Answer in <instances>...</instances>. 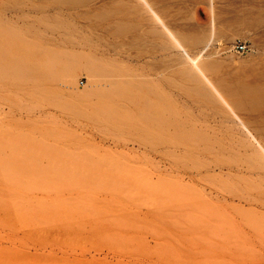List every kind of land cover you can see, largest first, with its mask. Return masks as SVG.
<instances>
[{"label":"rangeland","instance_id":"rangeland-1","mask_svg":"<svg viewBox=\"0 0 264 264\" xmlns=\"http://www.w3.org/2000/svg\"><path fill=\"white\" fill-rule=\"evenodd\" d=\"M9 1L0 0V24L24 31L31 23L39 29L36 16L41 13L21 5H43L46 0H17L20 6L4 9ZM79 1L93 7L103 0ZM253 2L238 0V6L250 7ZM151 3L186 51L193 57L201 55L197 66L207 69L229 109L219 103L214 109L189 91L192 84L182 75V52L161 33L151 34L159 29L146 12H141L134 30L130 23H115L118 16L99 17L94 34L84 31L76 41L77 50L130 69L151 93L156 118L149 134L165 138L175 133L188 141L190 155L178 170L158 169L151 145L137 151L129 145L141 139L139 131L108 129L103 136L92 118L58 105L55 98L49 103L38 95L30 105L33 116H39L32 128L6 116L0 103V195L6 187L11 191L7 202L0 203V264H264V108L254 107L250 95L253 89L264 90V25L223 19L215 23V36L205 47L211 39L208 0ZM256 4L264 9V0ZM214 8L222 16L226 10L224 5ZM103 9L106 12V6ZM23 37L0 38V47L12 50ZM238 41L251 47L248 55L231 50ZM36 44L44 47L42 41ZM41 47L37 59L45 62ZM69 71L74 78L64 83L63 90L83 94L89 88L88 75L76 65ZM160 115L177 120L182 130L162 124ZM18 129L27 138L18 136ZM41 136L56 149L39 142ZM164 155L177 161L179 152L170 149ZM45 165H51V173ZM215 166L223 171L207 170ZM19 169L24 176H12ZM63 169L70 170L69 177L59 172ZM184 173L193 179L182 180ZM39 207L44 209L34 216L33 209ZM66 217L71 221L63 224ZM34 245L44 250L36 253ZM58 248L78 258L48 255ZM87 250L104 254L81 256ZM110 250L126 258L117 262L105 256Z\"/></svg>","mask_w":264,"mask_h":264},{"label":"bare ground","instance_id":"bare-ground-1","mask_svg":"<svg viewBox=\"0 0 264 264\" xmlns=\"http://www.w3.org/2000/svg\"><path fill=\"white\" fill-rule=\"evenodd\" d=\"M195 1L198 2L199 0ZM255 1L257 2L258 0ZM18 2L17 0H11L3 8L14 10L17 6H20L17 4ZM151 2L152 0H103L100 5L86 7L82 5L84 2L79 0H46L43 5H21L30 12L41 13L36 16L39 29L31 23H27L24 31H19L15 26L0 24V38L9 36L15 41L19 36L24 35L21 42H18V47L12 48V50L0 47V103L3 107H6V116H11L23 126L35 128L38 123L35 118L39 116H37L38 114H36V117L33 116V106L30 107L33 104L32 101L38 100L37 95L43 101L49 103L51 102L50 98H55V102L58 105H68V109L74 110L76 113H84L87 117L92 118L99 125V133L103 136H105L108 129L126 128V130L139 131L141 139L131 141L129 144L132 146L131 148H136L135 151H137L151 145L157 155L154 158V162L158 169L171 170L175 168L178 170L180 162H183L190 155L186 151V148L189 147L188 141L179 139L175 133H171L165 138L149 134V129L156 118L154 117L153 104L150 102V90L145 89L143 82L135 79L130 69L117 67L112 61L105 60L103 56L97 57L84 54L82 50H77L75 46L76 41L82 38L84 31H87L89 36L94 34V28L97 27L96 22L99 17L106 15V13L110 16H118L114 21L115 23L122 21L132 24L130 30H134L135 24L140 20L141 12H146L153 24L159 29L157 32L151 31V34L158 35V33H161L172 43L173 49L182 52L185 59L182 62V65L185 66L182 75L192 84L189 91L202 102L209 103L214 109H216L217 103L223 106L222 108L226 107L229 109L230 106L226 96L216 87L207 69L197 66L196 63L200 60L201 55L193 57L186 51L185 45L174 33L165 20L166 18L156 10L154 3ZM256 2H253L254 4L250 7L245 6L240 9L238 0H208L212 14L209 24L211 39L205 47L210 45L212 38L215 36V23L218 24L223 19L230 23L240 21L264 25V9L260 11ZM215 5H224L226 10L223 16L218 12L215 14ZM247 5H249V1H247ZM105 6L106 12L103 9ZM81 8L82 10L79 11ZM50 11H52L51 14H49ZM200 38L197 37L195 41L199 42ZM36 41H42L44 47L37 45ZM135 42L136 38L134 37L131 43L134 44ZM40 47L42 55L46 58L45 62L37 59V52L40 51ZM73 65L84 70L89 77V88L81 95L76 94L75 91L65 93L63 90L66 87L64 83H70L74 78L73 73L69 71ZM261 76L264 80V74ZM42 95L45 99H43ZM250 95L251 104L254 107L264 108V90L253 89L250 91ZM232 114L244 130L249 133V136L255 140L242 120L233 111ZM48 117H50V114ZM159 120H161L162 124L170 123L173 129L182 130L183 128L177 120L166 118L164 115H160ZM38 132L42 135V130ZM16 134L18 136L22 135L24 139L27 138V133L21 129H18ZM40 138H45L44 136L37 138V140L48 145L52 150L56 149V145ZM129 145L127 144V146ZM158 146L164 147V150L160 151L157 149ZM170 149H173L174 152H179L177 161H172L165 157V152H169ZM23 154L26 157L30 156L27 152ZM44 167L48 173L52 172L51 165H45ZM207 170L220 174L223 168L215 166ZM59 172L62 174L67 173L69 177L70 170L63 169ZM12 173H14L12 175L14 177L24 176V172L20 169ZM183 175L182 177L184 178L182 180L191 181L193 179L188 173ZM10 193V188L6 187L0 195V203L7 202ZM15 194L20 195L17 192ZM232 199L230 198L231 201ZM42 209L44 208H34L32 214L37 216ZM69 218H64L62 223H70L71 218ZM207 227L210 230V227ZM53 233L56 235L61 234L60 232L55 233V231ZM21 234L25 233L22 231ZM207 235L212 234L207 232ZM43 247L34 245V250L39 253V251L44 250ZM87 251L89 253H82L81 256L84 257L89 254L94 257L104 254L102 251H97L94 254L90 250ZM208 251L207 253L209 254ZM196 253L202 255L205 252L197 251ZM48 255L56 259L78 258L76 253L74 255V252L64 248L51 251ZM107 255L117 262H122L126 258L120 255L117 250H110L105 253V256Z\"/></svg>","mask_w":264,"mask_h":264},{"label":"built area","instance_id":"built-area-1","mask_svg":"<svg viewBox=\"0 0 264 264\" xmlns=\"http://www.w3.org/2000/svg\"><path fill=\"white\" fill-rule=\"evenodd\" d=\"M231 50L238 55H248L251 52V47L245 42L238 41L231 46ZM80 84L83 85L82 82Z\"/></svg>","mask_w":264,"mask_h":264}]
</instances>
